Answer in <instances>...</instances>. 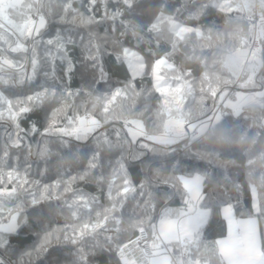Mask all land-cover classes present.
I'll return each instance as SVG.
<instances>
[{"label":"trees","instance_id":"trees-1","mask_svg":"<svg viewBox=\"0 0 264 264\" xmlns=\"http://www.w3.org/2000/svg\"><path fill=\"white\" fill-rule=\"evenodd\" d=\"M239 2L21 0L18 21L39 15L43 24L18 41L0 25V222L13 211L19 221L0 229L2 263L124 264L120 246L151 233L164 208L186 207L179 176L194 174L208 214L187 256L226 264L215 245L227 233L223 205L257 218L264 252V94L239 113L222 108L192 140L151 139L210 115L223 90L242 89L227 64L247 47ZM171 21L189 31L177 36ZM125 48L141 56L137 75ZM259 53L243 88L264 89V36ZM160 59L166 91L154 83ZM85 115L96 124L85 137L61 131ZM130 120L142 134L128 132Z\"/></svg>","mask_w":264,"mask_h":264},{"label":"rangeland","instance_id":"rangeland-1","mask_svg":"<svg viewBox=\"0 0 264 264\" xmlns=\"http://www.w3.org/2000/svg\"><path fill=\"white\" fill-rule=\"evenodd\" d=\"M225 1L228 0H221L220 3L216 2V0H211V2L217 3V5H220ZM20 2L21 0H0V25L3 26V28L6 29V31L12 34L17 41L24 34L27 33L32 34L43 24V19H41L39 15L32 17L30 20L28 18H24L19 22L18 21L19 19H17L19 18L17 17V14L19 15L20 12V8H19ZM250 2L251 0H240V2L237 3L235 6L238 5L244 6L243 8L245 11L249 9ZM10 9L12 10L10 11ZM169 28L171 29V31L174 32V34H176L179 37L183 36L187 31H189L188 27L173 21H171ZM261 30L262 29L259 30V33ZM263 36L264 34L262 35V38ZM259 51L260 49L249 55L247 47H245L243 49L237 50L234 55L228 57L227 64L230 67V69L234 74L242 78L238 84L242 89L236 90L235 88H232L235 91L234 100H230L226 98V92L228 91V89L223 90L218 97V104L213 109V111L215 109H218L220 114H222L221 110L222 108H224L233 112L234 114L239 113L240 108L244 106L241 105L242 103L240 104V100L243 99V97L247 96V94L249 95L252 101L255 100L254 102H260L262 100L264 89L254 91L248 88H243V86L246 83H248V81L254 75L255 68H257L261 64ZM123 57L125 62L127 63L128 69L131 72V74L137 75L142 71L143 68L142 60L138 52L130 48H125L123 51ZM246 58L249 59L247 60V62H244V59ZM6 65L7 64H5V66ZM162 66H169L164 59H160L159 61H157L156 65L154 66V71H153L154 83L156 87L160 88L162 91H166L169 90L170 86L167 83L166 78L161 77L159 74V68ZM7 68H10V66L7 65ZM214 123H215L214 120L209 115L206 116L205 118L198 119L186 125L182 123L179 124L171 123L167 133L154 136L151 139L159 143H177L187 137L192 140L195 137L201 135L203 132H205ZM95 125L96 124L94 118L92 116L85 115L79 117L76 122H73V120L69 119L67 126L63 128L61 131L67 135H74L83 138L87 135L89 131H91L95 127ZM124 126L133 137H136L138 134L143 133L142 124L140 122H135L130 120L128 122H125ZM194 175H199V174H194ZM252 194H253V208L256 211L258 207L257 196L254 191L252 192ZM200 209L205 211V214L207 216L208 210L204 208H200ZM17 214L18 211L11 212L7 220L0 222V229L4 231H15L19 224V221L17 219ZM221 239L222 238H218L215 241V245L220 254H221V250H223L221 249V245H222ZM233 254L234 255L236 254L234 249H233ZM250 263L253 264L252 262Z\"/></svg>","mask_w":264,"mask_h":264},{"label":"crops","instance_id":"crops-1","mask_svg":"<svg viewBox=\"0 0 264 264\" xmlns=\"http://www.w3.org/2000/svg\"><path fill=\"white\" fill-rule=\"evenodd\" d=\"M260 39L264 34L261 28ZM247 54V52H246ZM245 62V59H244ZM249 64V63H248ZM247 94L240 100L241 105L252 103ZM214 122L221 118L218 109L212 114ZM180 182L187 192L188 203L184 208L166 207L157 217L152 229L155 238L152 240L155 249L153 264H190L189 256L183 257L181 250L189 249L188 245L197 238L207 216L200 209L198 201L203 194V177L201 175H180ZM221 214L226 219L227 233L222 237L221 255L226 264H264V252L260 247L258 220L254 216L236 218L230 205H223ZM233 249L236 254H233Z\"/></svg>","mask_w":264,"mask_h":264},{"label":"built area","instance_id":"built-area-1","mask_svg":"<svg viewBox=\"0 0 264 264\" xmlns=\"http://www.w3.org/2000/svg\"><path fill=\"white\" fill-rule=\"evenodd\" d=\"M244 19L248 23L247 50L250 55L261 48L262 40L260 39L259 30L264 27V0H251L249 9L244 11ZM248 59L246 58L245 62ZM232 88H228L226 92V98L230 100L235 98V91ZM155 237L154 233H148L145 229H140L134 237L120 246L118 257L124 264H153L155 249L152 240ZM181 254L186 257L188 252L183 249ZM0 264L5 263L0 261ZM190 264L202 263L199 260H192Z\"/></svg>","mask_w":264,"mask_h":264}]
</instances>
